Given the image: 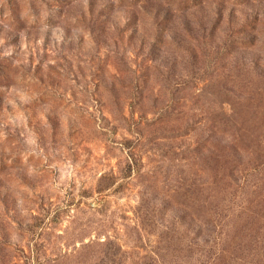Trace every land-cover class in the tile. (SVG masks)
<instances>
[{
	"label": "rangeland",
	"instance_id": "obj_1",
	"mask_svg": "<svg viewBox=\"0 0 264 264\" xmlns=\"http://www.w3.org/2000/svg\"><path fill=\"white\" fill-rule=\"evenodd\" d=\"M0 264H264V0H0Z\"/></svg>",
	"mask_w": 264,
	"mask_h": 264
}]
</instances>
